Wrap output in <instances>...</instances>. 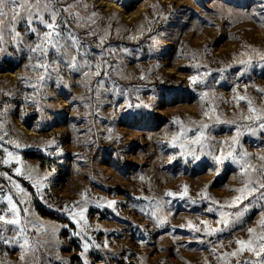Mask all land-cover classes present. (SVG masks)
Instances as JSON below:
<instances>
[{"label":"rangeland","instance_id":"374dc122","mask_svg":"<svg viewBox=\"0 0 264 264\" xmlns=\"http://www.w3.org/2000/svg\"><path fill=\"white\" fill-rule=\"evenodd\" d=\"M85 2L89 5L88 14L98 13L93 27L98 35L107 36L106 45L128 49L110 61L116 66L112 80L130 91L133 104L142 101L149 107L121 111L117 104H123L125 99L113 100L111 96L103 97L104 102L98 109L95 100L85 104L81 97L92 95L84 86L87 81L65 72L66 87L49 81L41 112L34 106H24L22 100L23 94L31 90L25 88L20 78L35 77L24 67L27 59L20 55L0 58V101H7L10 109L4 122V130L9 133L6 139L31 145L20 152L21 164L14 163L13 167L32 169L34 177L56 169L47 192L53 210L34 201L33 219L45 225L69 223L54 209L86 199L91 201L85 213L91 228L88 234L101 244L107 238L110 248L107 252L91 251L90 264H101V260L104 264H222L209 251L211 246L195 240L189 243L193 234L179 228L189 220L198 224L199 219L213 221L215 227L217 216L204 212L206 205L188 208L182 206L183 202L174 201L170 206L173 214L168 216L165 228H156L141 209L150 211L148 204L152 198L159 200L166 191H180L184 185L188 186L192 197L208 185V194L220 202L231 200L236 195L233 189L241 186L238 175L234 178L238 171L236 166L228 161L219 174L212 170L215 165L207 157L189 163L177 159L170 164L169 156L179 149L167 147L166 142L179 131L180 125L174 121L178 120L186 128L210 123L202 113L212 104L219 105L216 112L222 119L239 122L241 114L247 112V105L244 101L237 105L234 99L237 94L247 95L256 106L264 108V99L256 91L264 88V69L255 68L239 80L235 76L238 66L222 75L214 71L209 77L210 90L199 86L192 91L188 80L196 73L197 64L206 66L200 71L216 70L226 68L234 59L246 58L241 57L242 52L252 54V49L264 52V26L238 15L251 11L253 0ZM117 30L119 35L115 34ZM98 42V36L89 38L94 50ZM142 75L145 79H141ZM213 80L220 82L213 83ZM234 86L236 93L232 91ZM202 90H209L207 101L199 98ZM0 111H3L2 106ZM89 126L93 129L91 135L86 133ZM232 134L233 129L228 125L212 129L215 141L226 140ZM51 140L56 141L63 155L45 154L49 150L44 146ZM5 146L17 151L11 145ZM243 147L254 154L252 163L259 164L256 157L264 155V140L245 137ZM0 156L7 158L2 149ZM0 170L10 172L3 165ZM22 184L29 187L27 182L22 181ZM111 200L118 202L114 209L96 206L106 205ZM159 214L167 215L166 212ZM258 219L257 212L253 211L246 214L244 224L213 237L214 241L221 240L225 245L217 254L236 247L234 243L228 246L233 232L237 238L247 239V233L240 228L254 227ZM174 235L181 239L175 240ZM55 239L59 242V254L69 264H80V241L70 238L69 230L58 232ZM124 256L129 259L124 260ZM18 257V249L0 247V261L20 264Z\"/></svg>","mask_w":264,"mask_h":264},{"label":"snow or ice","instance_id":"6c2138e0","mask_svg":"<svg viewBox=\"0 0 264 264\" xmlns=\"http://www.w3.org/2000/svg\"><path fill=\"white\" fill-rule=\"evenodd\" d=\"M116 2L118 3L119 0ZM88 8L89 5L85 0H0V58L9 59L20 55L27 59L24 67L35 74L34 79L20 78L25 88L31 90L26 91L22 96L24 106H34L38 111L43 112L41 101L45 97L49 81L66 87L63 77L67 72L79 75L87 81L84 86L92 95L90 98L81 97L85 104L95 100V107L98 109L104 102L102 98L111 96L113 100L116 97L125 99L123 104H117L121 111L125 108L149 107L142 101L133 104L130 91L121 88L115 80H112V73L116 71V66L110 61L120 53L128 52V49L121 48L119 45H106L107 36L98 35L97 29L93 27L97 24L98 13L92 11L88 14ZM238 15L264 26V0H253L251 11ZM115 34L119 35L118 30ZM97 36L99 42L95 44L94 50L93 45L89 43V38ZM251 52L252 54L240 53L241 57L246 56V58L234 59L233 63L226 68L200 71L202 67L206 69V66L195 65L196 73L188 77L189 88L196 91L199 86H203L204 89L210 90L209 77L213 76L214 71L222 75L228 69L238 66L235 76L239 80L249 75L255 68L264 69V52L256 49H252ZM93 77L97 79L93 80ZM141 79H145V76L142 75ZM109 81H111L110 85ZM219 82V80H213V83ZM209 90L200 91L199 98L202 101L208 100ZM232 91L236 93L237 88L234 86ZM256 91L261 99H264V88H258ZM5 95L9 94L5 93ZM136 99L139 100V96ZM234 99L237 105L241 101L247 105V112L241 114L239 122L222 119L216 112L219 105L212 104L202 113L210 123L186 128L178 120L174 121L180 125L179 131L174 132L172 139L166 144L169 148L179 149L178 153L173 152L169 156L170 164L177 159H183L185 163H189L198 162L207 157L215 165L212 170L217 174L226 161L235 165L238 171L234 174V178L238 175L241 183L240 187L233 189L236 195L229 201L220 202L208 194L209 186L205 185L204 190L198 192L196 197H192L188 186L184 185L180 191H166L159 200L152 198L148 204L151 210L141 209V212L153 222L156 228H165L168 224V216L173 214L170 206L174 201H181L182 206L188 208L206 205L203 207L204 212L217 216L214 221L216 226H212L213 221L199 219V217H197L198 224L189 220L186 224L179 225L181 230L186 228L193 234L189 237V243L195 240L200 244L211 246L209 251L222 264H264V155L256 157L260 161L259 164H253L254 154L243 147L245 137L264 140V108L256 106L247 95L237 94ZM0 106L3 107V111H0V132L3 133L0 134V149L7 157L0 156V165L10 169V172L0 170V180L7 181V183L0 182V205L6 204V207H0V247L5 250L18 249L20 264H69L59 254V242L55 239L58 232L69 230L70 238L80 241L81 250L78 253L80 264H90L91 251H110L107 238L101 244L96 242L94 236L88 234L91 228L85 213L88 211L90 200L82 199L72 205L54 209L69 223L59 226L45 225L33 219L34 201L41 202L50 211L53 210L48 202L47 192L50 189V177L55 174L56 169L53 168L42 176L34 177L32 169L13 167L14 163L21 164L20 152L31 145H22L6 139L9 133L4 130V122L10 109L7 101H0ZM217 125H228L233 129V134L226 140L215 141L212 137V129ZM92 132L93 129L89 126L86 133L91 135ZM5 145H11L17 151H12ZM217 145H219V153H217ZM53 148L55 151H50ZM44 149L49 150L45 154L51 157L63 155L55 140L49 141ZM22 181L27 182L29 187H24ZM164 197L170 199H164ZM133 199L148 198L134 197ZM117 203L111 200L106 205L96 206L114 209ZM253 211H256L259 217L256 226L240 228V231L247 233L248 238H237L233 232L232 238L228 240V246L234 243L236 247L230 252L217 254V250L225 245L223 241H214L212 238L244 224L246 214ZM165 212L167 215L163 217L159 214ZM133 227L140 226L133 225ZM144 231L147 230L144 229ZM173 238L181 239L178 235H174ZM123 259L128 260L129 256H124ZM0 264H6V262L0 261ZM101 264H104L103 260Z\"/></svg>","mask_w":264,"mask_h":264}]
</instances>
